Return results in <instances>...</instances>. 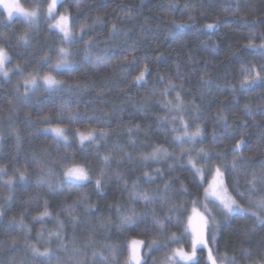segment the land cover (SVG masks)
<instances>
[{
  "label": "trees",
  "instance_id": "16d2710c",
  "mask_svg": "<svg viewBox=\"0 0 264 264\" xmlns=\"http://www.w3.org/2000/svg\"><path fill=\"white\" fill-rule=\"evenodd\" d=\"M20 1L28 9L38 5L40 20L29 25L9 19L0 7V46L10 56L9 76H0V167L5 169L0 173V264H43L29 245L50 249L49 264H100L93 252L111 260L106 247L111 245L123 250L117 264H124L125 243L133 238L145 242L146 264H167L173 249L191 250L190 236L173 242L171 235L183 233L194 200L198 207L203 204L204 187L216 166L238 203L264 215L255 208L264 196L259 181L251 201L236 194H247V182L264 173V79L242 72L249 67L255 69L253 77L264 76V0H63L58 12L70 15V43L45 16L51 0ZM25 33L27 42L19 39ZM61 48L71 63L56 68L64 58ZM145 69L144 79L137 81ZM48 74L60 85L49 88L39 82ZM32 77L36 86L26 87ZM49 124L67 127L70 139L44 132ZM184 124L190 132L200 127L204 135L195 143L185 137L181 145L175 137L182 136ZM91 129L108 135L81 145L77 130ZM241 140V151L233 153ZM161 146L169 155L143 159ZM200 148L211 160L197 156ZM109 153L113 159L105 165L102 157ZM240 156L251 163L233 170L232 161ZM190 159L203 168V181ZM73 161L89 169L91 180L82 186L63 178V167ZM102 168L104 182L97 189ZM20 172L27 181L19 180ZM133 182L138 191L157 195L152 204L131 199ZM82 194L86 200L77 203L72 219L67 211ZM46 202L51 215L40 219ZM169 203L175 210H169ZM118 205L125 215L132 208L146 213L145 221L122 230ZM153 210L163 229L153 223ZM221 214L208 233L214 255L227 254L236 264H264V226L250 214ZM21 220L26 228L20 227ZM58 220L64 224L66 250L49 236L60 231ZM207 254L206 249L197 252L198 264H208Z\"/></svg>",
  "mask_w": 264,
  "mask_h": 264
},
{
  "label": "snow or ice",
  "instance_id": "6c2138e0",
  "mask_svg": "<svg viewBox=\"0 0 264 264\" xmlns=\"http://www.w3.org/2000/svg\"><path fill=\"white\" fill-rule=\"evenodd\" d=\"M58 2H61V0H51V2L47 6V19H55L56 23L53 25V27L59 29L61 33H63L64 39L71 42L72 37V30L69 24V17L67 15L61 14L58 17H56V8ZM0 5H2L3 9L7 12L8 18L12 19L14 14H19L22 16L26 22L31 25L36 22V19L39 15V6L35 5L31 9L23 7L18 2H9V0H0ZM185 7H189V5H185ZM83 27V26H81ZM207 27L212 28L213 25H207ZM20 40L27 42V34H23L19 37ZM250 47H256L255 45L251 44ZM260 48L264 49V44L260 45ZM60 53L64 57L63 59L59 60L56 64V68H61L64 65L70 64L71 61L67 59V56L69 55V52L61 48ZM87 55L85 56V59H87ZM9 57L6 50L3 48H0V75L4 77L9 76V70L6 69L5 65L8 62ZM19 67V65H17ZM254 68L245 67L242 68V72L246 75V77L252 78L253 80H261L264 79V76H261L260 73H256V75L253 77L252 72L254 71ZM145 69L144 71H141L140 74L135 77L137 81H141L144 79L145 76ZM261 72H264V66H261ZM44 84L47 85L49 88H54L58 86L61 82L57 81L53 76L47 75L43 77ZM245 81L241 82V86L243 87ZM37 81L35 77H32L31 79L25 80L26 87L28 85L36 86ZM178 104H182V101H180V97L177 96ZM171 103V102H169ZM245 109H248V105L244 106ZM222 111V110H221ZM47 119V118H45ZM74 119V115L70 112L68 115V120L72 121ZM217 119L220 120H227L226 116L218 115ZM183 123V121H181ZM184 132L182 136H177L175 139L181 143H185V137L187 138V142L195 143L197 141L198 137H202L204 135L203 130L200 127H197L195 131L190 132L188 131L187 124H184ZM50 131L54 133V139H61L65 142L68 141V133L66 132L65 128L60 127L59 125L51 128ZM129 132L131 133V129H129ZM77 135L79 136V141L81 145L84 144L85 141H89L91 143H97V137H96V130L91 129L87 133L81 132L77 130ZM108 135L107 132H105L103 129L99 131V136L101 139L106 137ZM213 139L216 138L217 133L213 131ZM132 143H135L134 141H131ZM244 146L243 140L237 142V144L232 148L233 153H238L241 151L242 147ZM169 155L167 149L163 148L161 146L160 148L154 149L152 153L147 154L143 157L144 160L148 159H156L159 155ZM189 156H191V153H188ZM130 156V154H127ZM219 155V154H218ZM197 156H203V158L208 161L211 160V157L208 155L207 151L204 148H200L197 152ZM113 157L112 155L106 154L102 157V160L105 165L110 164ZM189 163L192 165V168L195 170V173L198 174L201 178V181L204 180L205 172L203 168L197 167V163L194 160H189ZM251 163L250 160L244 159L242 156L240 157H234L231 167L233 170H236L238 166L245 165ZM261 167L264 169V162H261ZM18 171V170H17ZM43 172V169L41 170ZM0 173H5V169L0 167ZM49 175H54V173L49 169L48 172ZM145 176H149V173H145ZM104 176L105 172L102 168L100 170L99 175L95 179V184L97 189H100L102 187V184L104 182ZM63 178L69 182L74 183L76 186H82L85 182H88L91 180V177L89 175V169L82 164L76 163L73 161L71 165H65L63 167ZM27 176L24 172L19 173V180L21 181H27ZM259 181L260 184L264 185V173H262L259 177L256 175H253L252 179L249 180L248 183V189L247 194L244 192L237 191V195H239L241 198H246L249 201L253 199V194L258 190L257 189V182ZM49 184H51V181H48ZM126 183V182H125ZM208 186L204 187V195L203 200L204 203L202 205L203 211H201L200 207H198L199 201L194 200L192 202L193 207L191 208V212L187 217L186 223H183V233H181L180 237H177L175 233L171 235V239L173 242H178L179 239H181L184 236H190V247L191 250H185L183 247L175 248L171 251V254L168 255L165 259L167 264H198L197 259V252L199 250L207 249V261L208 264H236L235 258H229L227 254H224L222 256L214 255L213 249L209 247L207 234L210 231V226L217 225V221L215 216L212 214V210L208 207V205L211 203L218 207L222 214L225 215V217H228L234 213H240L242 215H251L255 221L260 225L264 226V215H258L257 212L251 211L250 208H245L241 206L236 198L231 194L229 189L227 188L225 182H224V172L221 171L220 166L215 167V175L213 176L212 181L207 182ZM8 186L12 185V179H9L7 181ZM203 186V184H201ZM168 187V185H166ZM133 191L130 193L131 199L133 201L142 200L143 203L147 206L153 203V201L157 198V195L155 193H151L147 190L141 192L137 190V184L136 182H133L132 184ZM187 191V189H185ZM86 200V196L82 194L81 198L78 199V202H74L73 205L69 206V209L67 211V215L71 217L72 219H76V217L73 215L75 211V207L77 206V203L83 204ZM91 208V205L88 206ZM168 208L170 211L175 210L176 205L174 203H169ZM255 208L259 212H264V196H261L259 199L255 201ZM116 211L118 215H120L121 222H120V228L122 230H127L129 228H132L136 226L138 223H142L146 219V213H137L134 208L130 209L128 214H124L121 210V207L118 205L116 207ZM51 215L47 211V202L45 203V211L40 214V219H42L45 216ZM35 219V218H34ZM153 223L156 225L157 228L163 229L164 225L160 223L158 217L154 214L153 210ZM110 222V221H109ZM21 228H26V225L24 224L23 220L19 222ZM59 228L60 231L57 232H50L49 236H55L57 240L60 242V245L65 250L67 249L68 245H65L61 236V232L63 230L64 224L63 221H59ZM39 236H42V234H38ZM212 241L215 242V234L214 231L212 233ZM13 243H15V240H13ZM31 248V251L35 254V256L42 259L43 264H49V262L52 260L54 253L48 249L45 248L44 251H41L40 249L29 245ZM108 250L111 253V260L108 256H104L103 253H96L93 252V258H99L100 264H117V257L122 254L121 249H118L114 246L107 245L106 246ZM145 247V242L143 240L138 239H129L125 243V249L127 252V258L124 262V264H146V261L143 259V253L142 248ZM148 247H151V245H148ZM73 251L76 252L75 244H72Z\"/></svg>",
  "mask_w": 264,
  "mask_h": 264
},
{
  "label": "rangeland",
  "instance_id": "374dc122",
  "mask_svg": "<svg viewBox=\"0 0 264 264\" xmlns=\"http://www.w3.org/2000/svg\"><path fill=\"white\" fill-rule=\"evenodd\" d=\"M61 1H63V0H61ZM9 2L11 3V2H18V3H20L21 4V1L20 0H9ZM61 2H58V4H57V8H56V17H58L59 15H61V14H64V15H67L68 17H69V24H70V27H71V21H70V15L68 14V13H59L58 12V6H59V4H60ZM22 5V4H21ZM23 6V5H22ZM0 7L3 9V7H2V5H0ZM24 7V6H23ZM4 10V9H3ZM5 11V10H4ZM6 12V11H5ZM7 13V12H6ZM8 15V14H7ZM45 16H47V10H46V12H45ZM13 18H20V19H23V20H25L22 16H20L19 14H14V16H13ZM12 18V19H13ZM39 20H40V14L38 15V17H37V19H36V22L34 23V24H37L38 22H39ZM26 21V20H25ZM56 23V20L55 19H53V24H52V26L54 25ZM54 29H57V28H55V27H53ZM58 31H59V29H57ZM72 30V29H71ZM63 34V33H62ZM72 38V37H71ZM0 48H3V47H1L0 46ZM4 49V48H3ZM5 50V49H4ZM7 52V51H6ZM8 57H9V60H8V62L6 63V65H5V67H6V69H8V63H9V61H10V56H9V54H8ZM48 75H51L52 76V74H48ZM0 76H2V75H0ZM47 76V75H46ZM3 78H6V77H4V76H2ZM55 78V77H54ZM58 81V80H57ZM40 83H42V84H44V81H43V78L39 81ZM45 85V84H44ZM60 85V84H59ZM47 86V85H46ZM48 87V86H47ZM57 87V86H56ZM55 88V87H54ZM56 126H58V125H55V124H49V125H45V126H43V130H44V132H46V133H49V134H51V135H53L54 136V133H52L51 131H50V129L51 128H54V127H56ZM60 127H63V128H65V130H66V132L68 133V139H70V137H69V129L67 128V127H65V126H62V125H59ZM85 133H87V132H85ZM98 135H99V132H96V137H98ZM76 138H77V140L79 141V136L77 135V133H76ZM80 142V141H79ZM87 142H89V141H85L84 143H87ZM0 143H1V135H0ZM90 175V174H89ZM214 175H215V173H214ZM213 175V176H214ZM91 177V176H90ZM212 179H213V177H212ZM212 179L211 180H209V182L210 181H212ZM224 182H225V180H224ZM226 184V183H225ZM207 186H208V184H207ZM206 186V187H207ZM202 203H204V200H202ZM203 205V204H202ZM202 205H201V207H200V209H201V211H203V208H202ZM208 207L212 210V214L215 216V218H216V221L218 222L217 224H219V222L221 221V217H220V214L222 213L221 211H220V209L218 208V207H216L215 205H213V204H209L208 205ZM234 214H236V213H234ZM222 215V218H227V217H225V215L224 214H221ZM233 215V214H232ZM215 226H217V225H215ZM207 239H208V237H207ZM209 247H211V245L209 244ZM214 248V245H212V249ZM186 250V249H185ZM207 250V249H206ZM144 251H145V248H142V253H143V259L145 258V255H144ZM188 251H190V250H188ZM218 264H219V261H218Z\"/></svg>",
  "mask_w": 264,
  "mask_h": 264
},
{
  "label": "crops",
  "instance_id": "0c3cea01",
  "mask_svg": "<svg viewBox=\"0 0 264 264\" xmlns=\"http://www.w3.org/2000/svg\"><path fill=\"white\" fill-rule=\"evenodd\" d=\"M207 237H208V234H207ZM208 243L210 244L209 240H208ZM211 248H212V246H211Z\"/></svg>",
  "mask_w": 264,
  "mask_h": 264
}]
</instances>
